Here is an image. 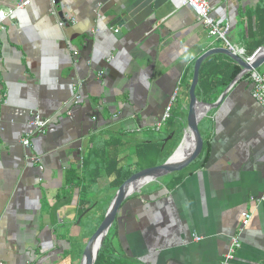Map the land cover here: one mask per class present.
Returning <instances> with one entry per match:
<instances>
[{
  "label": "crops",
  "instance_id": "crops-1",
  "mask_svg": "<svg viewBox=\"0 0 264 264\" xmlns=\"http://www.w3.org/2000/svg\"><path fill=\"white\" fill-rule=\"evenodd\" d=\"M208 3L216 23H230L239 57L252 60L264 47V0ZM0 20V264H79L82 222L118 181L173 153L194 63L226 46L181 0H30ZM226 58L206 59L199 79ZM173 94L177 126L152 130ZM35 115L45 126L26 149ZM199 127L194 163L119 205L111 264H220L233 247L231 264H264V108L241 79ZM243 212L251 220L241 229Z\"/></svg>",
  "mask_w": 264,
  "mask_h": 264
},
{
  "label": "water",
  "instance_id": "water-1",
  "mask_svg": "<svg viewBox=\"0 0 264 264\" xmlns=\"http://www.w3.org/2000/svg\"><path fill=\"white\" fill-rule=\"evenodd\" d=\"M125 14H120L113 21V24L118 25L120 22L123 25L119 34L124 33L126 28L124 27ZM223 54L228 56L236 65L241 68V71L235 77L233 81L224 89L218 99L212 103L208 104L203 102L202 99H196L195 92L198 88L200 69L203 62L209 57ZM264 65V47L259 51V53L250 61H245L236 54H233L228 49H211L200 55L193 68V76L190 88L188 90V113L186 117L185 126L182 131V137L179 143L175 146L173 153L159 166L148 168L140 172L135 173L129 177L115 192L110 204L105 212V216L101 226L91 240L84 247L79 264H95L99 251L103 246L105 238L108 236L110 229L112 227L114 217L117 213L119 205L132 196L134 193L139 191L144 186L163 179L167 176L179 173L180 171L187 168L189 165L194 163L202 152V140L199 133V126L207 117V115L219 109L228 96V94L235 88L238 82L245 76L249 75L252 71L258 70ZM139 186L130 190L132 186L137 184L140 180L146 179ZM90 209L86 210L78 219L80 221L81 217L84 216ZM96 247V252L94 256H91V250Z\"/></svg>",
  "mask_w": 264,
  "mask_h": 264
},
{
  "label": "built area",
  "instance_id": "built-area-1",
  "mask_svg": "<svg viewBox=\"0 0 264 264\" xmlns=\"http://www.w3.org/2000/svg\"><path fill=\"white\" fill-rule=\"evenodd\" d=\"M30 3V0H23L19 1L16 4H14L12 7L9 8H0V18H10L16 11L22 10L24 7L28 6ZM181 3L183 6H187L190 9L193 10L195 13L197 20L199 23L205 27L207 35L210 38L218 39L225 43L226 48L232 52L233 54L240 55L243 51L240 46L231 44L228 40V34L230 30V23L226 21L222 25L215 22L214 18L211 15L210 12V5L208 3V0H181ZM1 21V20H0ZM1 24V22H0ZM60 26L63 25V23L59 24ZM114 34H117L119 32L118 29L113 30ZM250 80L251 83L249 85L250 87V96L253 99L254 102L259 104L262 108H264V73H261L257 70L252 71L250 74ZM176 94H173L161 117L156 120L154 125L152 126V130L159 131L171 118L173 115V109L175 105ZM79 97H75L74 100L71 103L78 102ZM69 105L67 104V107ZM45 126V122L43 119H41L39 116L35 115L33 116V119L28 124V131L25 134V136L22 139V145L26 149H29L30 147V139L35 135V133L38 130L43 129ZM251 220V213L249 212H243L241 214V222H240V228L243 229L247 227ZM194 239L196 241H200V237H195ZM234 247L231 248L229 251H227L223 257L220 264H231L232 261H234Z\"/></svg>",
  "mask_w": 264,
  "mask_h": 264
},
{
  "label": "trees",
  "instance_id": "trees-1",
  "mask_svg": "<svg viewBox=\"0 0 264 264\" xmlns=\"http://www.w3.org/2000/svg\"><path fill=\"white\" fill-rule=\"evenodd\" d=\"M226 61H227V63L221 64L222 67H220L215 72V75L212 74L210 77L209 73L211 72V70H209L208 74L203 73V75L200 76L196 98L201 97L203 102H205V103L207 102L208 104H212L217 100L218 96L224 91V89L230 84V82L235 79V77L240 72L239 71L240 67L237 66L234 62L229 61L227 58H226ZM210 66H212V65H210ZM230 66H231V68H230ZM243 81L250 85V83H251L250 75L245 76L243 78ZM175 119H176V117H174V115H172V118L168 121L166 126H168L169 128H173V127L177 126V124L175 123L176 122ZM163 145H164L163 142H160V144L157 147L152 146L153 151H151V152H153L154 155L158 156L160 154L159 152L161 150V147H163ZM203 163H205V160ZM125 179H127V178H125ZM125 179L118 181V184H116L114 188L118 189L124 183ZM109 204H110V201L108 200L107 202H104L103 204H98L96 207L92 208L91 211L94 210L95 212H97V214L94 218L89 217V215H88V217H89L88 227H90L92 225L95 226V229L93 230L94 232L92 231V237L95 235V232H97L99 227L101 226L103 219H104V216H105V212H106ZM87 207L88 206H86V208ZM91 211H90V213H91ZM111 234H112V229L110 230V233L108 234V236L105 238V241H104L103 246L101 247V249L99 251L98 258H97L95 264H111L110 262H108V260L110 261V259H109L108 252H106L107 244L110 240Z\"/></svg>",
  "mask_w": 264,
  "mask_h": 264
},
{
  "label": "rangeland",
  "instance_id": "rangeland-1",
  "mask_svg": "<svg viewBox=\"0 0 264 264\" xmlns=\"http://www.w3.org/2000/svg\"><path fill=\"white\" fill-rule=\"evenodd\" d=\"M92 210V209H91ZM90 213V212H89ZM94 216H96V212L93 210V211H91V213L89 214V217H92V218H94ZM88 217V218H89ZM86 224H88V222H82V224H81V227H84V228H86L85 227V225ZM95 229V226H90L89 228H88V230L87 231H84V235H83V239L81 240V242H80V246H82V251H83V249H84V247L87 245V243L91 240V238H92V231ZM94 232V231H93ZM96 233V232H95ZM74 254H75V252H74Z\"/></svg>",
  "mask_w": 264,
  "mask_h": 264
},
{
  "label": "bare ground",
  "instance_id": "bare-ground-1",
  "mask_svg": "<svg viewBox=\"0 0 264 264\" xmlns=\"http://www.w3.org/2000/svg\"><path fill=\"white\" fill-rule=\"evenodd\" d=\"M74 18V17H73ZM252 57V56H251ZM222 67V66H221ZM230 68H231V66H230ZM202 69V68H201ZM225 69V68H224ZM228 69V68H227ZM230 70V69H229ZM240 71V70H239ZM221 72V71H220ZM230 72V71H229ZM228 78V77H227ZM73 89V88H72ZM223 91V90H222ZM207 103V102H206ZM145 180H147V178L146 179H142V180H140L137 184H135L134 186H132L131 188H130V190H133L135 187H137V186H139L141 183H143ZM95 252H96V247L95 248H93L92 250H91V256H94L95 255Z\"/></svg>",
  "mask_w": 264,
  "mask_h": 264
},
{
  "label": "clouds",
  "instance_id": "clouds-1",
  "mask_svg": "<svg viewBox=\"0 0 264 264\" xmlns=\"http://www.w3.org/2000/svg\"><path fill=\"white\" fill-rule=\"evenodd\" d=\"M227 49V48H226ZM239 56V55H238ZM258 71V70H257Z\"/></svg>",
  "mask_w": 264,
  "mask_h": 264
}]
</instances>
